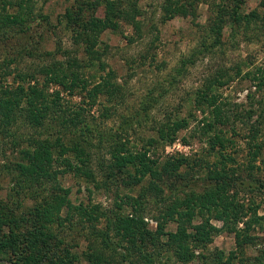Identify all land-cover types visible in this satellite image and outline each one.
<instances>
[{
  "label": "rangeland",
  "instance_id": "rangeland-1",
  "mask_svg": "<svg viewBox=\"0 0 264 264\" xmlns=\"http://www.w3.org/2000/svg\"><path fill=\"white\" fill-rule=\"evenodd\" d=\"M0 214V264H264V0H0Z\"/></svg>",
  "mask_w": 264,
  "mask_h": 264
},
{
  "label": "trees",
  "instance_id": "trees-1",
  "mask_svg": "<svg viewBox=\"0 0 264 264\" xmlns=\"http://www.w3.org/2000/svg\"><path fill=\"white\" fill-rule=\"evenodd\" d=\"M108 5H106V6H108V8L106 9V15H107V17H106V21L107 22H109V24H111L112 23V18L115 16V9H114V5H115V2L114 1H110V2H108L107 3ZM174 13H178V14H182V15H184V14H186L187 13V11L184 9V10H178V11H174ZM92 23H94L95 22V25L97 26V25H99V23L101 22H96L95 20H92L91 21ZM90 22V23H91ZM94 25V26H95ZM88 40L90 41V39L88 38ZM89 41H87V42H89ZM60 65H62V64H60ZM69 66L71 67V65L69 64ZM47 74H51L52 76L53 75H55V73H57V71L56 72H54V71H51V69L49 68V67H46V68H44L43 69ZM68 73H66L65 72V70H63L62 72H61V74H58L57 73V77L56 78H54L53 79V77L50 79V80H54V82H58V83H61V84H63L64 86L65 85H67V83H68V81H67V79H68ZM49 83H51V81H48L47 82V84H49ZM97 86L95 87V89L93 90V95L95 96L96 94H97V91L100 89V90H102L101 89V87H104V86H106V83L104 82V81H101V82H99V83H97L96 84ZM72 86L74 87V86H76L75 85V83H73L72 84ZM20 87H22V86H20ZM33 87H35V89L33 88L32 89V92L34 93V95H35V98H36V102H38V100H40V98H41V94H39V93H37V86H33ZM37 88V89H36ZM6 93H9V94H12L13 96L15 95V97L17 98V102H20V100L22 99V97H23V94L24 93H22L23 92V89L21 88L19 91H5ZM100 92V91H99ZM2 104L3 105H5V106H7V105H9V102H10V100H3L2 99ZM30 104H33V102H30ZM10 110H12V109H10ZM185 124H187V123H185ZM134 158H136V160H139V165L140 166H145L144 165V163H142V162H140V159L138 158V157H134ZM132 160V158L131 159H129V161H131ZM29 171H30V169H28ZM42 167H39V168H37V173H39V172H42ZM31 172L32 173H34L33 172V169L31 168ZM63 200V199H62ZM61 207H62V201L59 203V204H57V205H55V206H51V209H57V214H58V212H59V210L61 209ZM52 213V212H51ZM51 213H48L46 216H45V218H46V220H52V218H53V214H51ZM185 214H187V212L185 213ZM9 214H5V215H1L0 214V231H1V226H2V224H5L6 222L7 223H10V221L12 222L13 221V219L12 218H9V217H5V216H8ZM189 215L191 216V214H190V212H189ZM180 216H181V218H184V214L183 213H180ZM219 218H220V216H219ZM220 220H223V221H225L224 220V217L222 216V219H220ZM200 229V227H198V230ZM13 231V230H12ZM10 234H11V236L9 237V238H12V237H14V236H16V233L13 231V232H10ZM5 242V241H4Z\"/></svg>",
  "mask_w": 264,
  "mask_h": 264
}]
</instances>
